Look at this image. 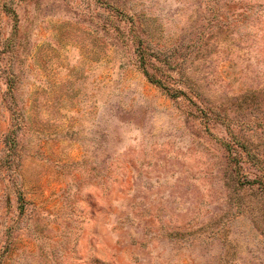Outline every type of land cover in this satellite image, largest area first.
I'll use <instances>...</instances> for the list:
<instances>
[{
  "label": "rangeland",
  "instance_id": "1",
  "mask_svg": "<svg viewBox=\"0 0 264 264\" xmlns=\"http://www.w3.org/2000/svg\"><path fill=\"white\" fill-rule=\"evenodd\" d=\"M0 264H264V0H0Z\"/></svg>",
  "mask_w": 264,
  "mask_h": 264
},
{
  "label": "trees",
  "instance_id": "2",
  "mask_svg": "<svg viewBox=\"0 0 264 264\" xmlns=\"http://www.w3.org/2000/svg\"><path fill=\"white\" fill-rule=\"evenodd\" d=\"M143 63V62H142Z\"/></svg>",
  "mask_w": 264,
  "mask_h": 264
}]
</instances>
